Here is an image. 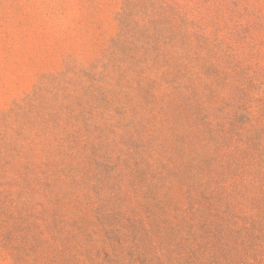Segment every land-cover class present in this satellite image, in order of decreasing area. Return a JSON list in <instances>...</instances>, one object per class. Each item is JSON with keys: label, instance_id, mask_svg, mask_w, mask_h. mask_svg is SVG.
<instances>
[{"label": "rangeland", "instance_id": "rangeland-1", "mask_svg": "<svg viewBox=\"0 0 264 264\" xmlns=\"http://www.w3.org/2000/svg\"><path fill=\"white\" fill-rule=\"evenodd\" d=\"M0 264H264V0H0Z\"/></svg>", "mask_w": 264, "mask_h": 264}]
</instances>
